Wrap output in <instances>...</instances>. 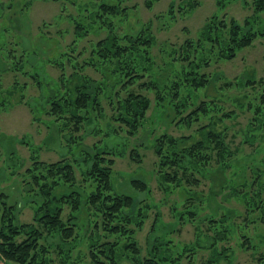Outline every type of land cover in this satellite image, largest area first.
<instances>
[{"label":"trees","instance_id":"1","mask_svg":"<svg viewBox=\"0 0 264 264\" xmlns=\"http://www.w3.org/2000/svg\"><path fill=\"white\" fill-rule=\"evenodd\" d=\"M186 1L187 4H177L178 10L195 6L194 0ZM123 2L97 0L94 9H83L88 12L86 19L80 16L73 19L75 38L67 44L69 49L64 52L62 60L53 61L60 71L57 84L40 105L41 108L44 106V112L51 122L47 128L54 130L59 138L63 135V140L69 144L77 139L72 133L96 131L97 122L106 117L116 135L124 138L133 136L147 119L151 100L145 91H149L154 94L156 106L164 107L170 103L178 117V127L190 128L193 123L198 125L193 134L174 136L164 132L154 137L152 150L156 158L153 171L163 190L180 187L183 181L196 184L198 174L214 166L231 169L230 157L240 153L241 147L231 149L224 142V135L216 131V122L222 117H232V113H214L210 116L209 107L213 101L209 103L201 99L189 109L188 99L191 93H195L193 91L209 82L206 74L200 71L203 66H208L211 61L231 59L237 50L250 45L256 37L264 36V25H260L262 18L258 14V11L264 10V0L253 1L254 13L245 18L243 24L232 17L226 19L213 14L206 19L195 40L186 38L182 42L177 56L173 54L177 51L175 48L167 51L172 61L179 59L184 62L181 69L185 74L184 80L180 81L179 77L174 76L169 82L154 78L156 63L151 49L156 43L149 24L133 34L116 31L113 19L129 8ZM152 2L146 0V6L150 7ZM222 3V0H217L218 5ZM175 4L174 0L169 3L167 13H174ZM83 10L80 9V12ZM100 30H104L105 35L92 42L89 49L76 46L77 40L83 39L88 32ZM23 50L18 56L10 51L7 60L0 63V72H20L24 66H28L27 63L31 65V57L24 59ZM160 50L166 52L165 48ZM88 67L97 71L100 77L87 75L85 70ZM28 76L39 86L37 72ZM17 83L14 81L6 89L8 96ZM22 88H25V84H22ZM20 96L24 101L25 96ZM5 101L0 96L1 106H5ZM106 103L111 110L109 113L104 108ZM262 113V104L257 105L244 129V141L252 143L254 131L262 130ZM206 117H209L207 123L200 122ZM185 141L187 144H184ZM93 147L94 150L88 148L82 151L79 159L63 155L56 161H41L31 156V163L22 171L11 172V175L20 177L25 202L30 205L33 214L31 221H21L17 203L9 202L10 196L0 190V264H54L56 258L53 250L57 254L58 264H121L123 259L129 260L130 264H184L182 258H187L185 264H191L194 246L190 247L187 243L177 251V244L169 235L165 239L153 237L149 242L151 248L144 255L141 253L136 232L143 226L150 204L147 198H142L135 206L134 193L118 192L112 182L117 152L113 147L97 149L95 143ZM135 147L129 150V156L140 161V153ZM258 161V166L248 164L249 181L243 182L240 187L233 183L229 193L244 200L242 212L234 216L239 221L222 212L219 216L205 218L211 233L203 234L196 226L195 246H201L202 234V241L212 245L213 254L208 262L220 264V259L227 258L225 251H218L215 246L223 240L228 241L234 233L245 248L253 247L246 234L247 229L250 223H264V154ZM77 164L81 173L80 185L76 183ZM130 185L136 193L149 194V184L144 180L131 178ZM191 194L187 207L191 205L194 210L185 208L179 214L173 211L177 222L192 221L191 216L204 208L198 202L203 203L205 195L200 197L198 192ZM192 197L196 200L194 204L190 201ZM82 211L85 215L79 219ZM55 237L58 239L56 243L48 242V238ZM78 240L83 242L87 251L79 249L75 262L72 257ZM259 257L262 258L261 255Z\"/></svg>","mask_w":264,"mask_h":264},{"label":"rangeland","instance_id":"2","mask_svg":"<svg viewBox=\"0 0 264 264\" xmlns=\"http://www.w3.org/2000/svg\"><path fill=\"white\" fill-rule=\"evenodd\" d=\"M171 1L153 0L148 7L146 0H124L123 4L129 8L125 13H120L117 19H113L119 33L133 34L146 24L150 25L156 43L151 49L156 63L154 78L168 82L174 76L182 81L185 74L181 69L184 62L179 59L172 61L167 51L175 48L177 51L173 54L177 56L182 42L186 38L195 40L209 16L217 14L226 19L232 17L243 24L245 18L254 13V0H222L221 6L217 4V0H194L195 6L191 9L187 7L184 11L178 10L177 4H187V1L181 3L183 0H174L176 6L173 14L167 13ZM96 6L97 0H0V63L7 60L10 51L18 56L23 49V58L29 56L32 59L31 65L27 63L28 66H24L20 72H0V96L6 99L5 106L0 105V190L10 196L9 202L17 203L20 220L31 221L32 208L25 202L20 177L17 174L11 175L12 171H22L31 163V156L41 161H56L63 155H68L70 159H79L82 151L95 149L94 143L97 149L113 147L117 152L112 170L115 189L118 192L134 193L135 206L142 198H147L150 204L143 226L136 232L141 253L144 255L151 248L149 242L153 237L165 239L169 235L177 244V251L187 243L190 247L194 246L195 253L191 257V264H216L215 261L208 262L213 254L212 245L202 241L204 233H211L207 229L205 218L210 215L219 216L224 212L239 221L234 216L242 212L245 203L242 198L229 194L231 187L233 183L240 187V184L249 181L251 176L248 164L260 165L258 160L264 154V126L262 130L254 131L252 143L244 141V129L247 128V121L251 119L254 108L262 104L264 114V36L256 37L250 45L237 50L231 59L211 61L208 66H203L200 71L206 74L209 82L193 91L195 93H191V98L188 99L191 103L188 104L189 109L201 99L209 103L213 101L209 107L210 116L214 113H232V117H222L216 122V131L224 135V142L228 143L231 149L235 146L241 147L240 153L230 157L231 169L224 170L214 166L198 174L196 184L183 181L182 186L169 187V190L165 191L159 186L160 180L153 171L156 158L152 150L154 137L164 132L174 136L193 134L198 125L193 123L190 128L178 127V117L170 103L164 107L156 106L152 92L145 91L151 100V106L147 110L146 121L133 136L124 138L116 135L113 125L106 117L97 122L96 131L72 133L77 139L69 144L63 140V135L59 138L54 130L47 128L51 122L44 112V106L41 108L40 105L57 84L60 71L53 65V61L62 60L64 52L69 49L67 44L75 38L73 19L79 16L86 19L88 12L83 9L92 10ZM80 9L83 11L80 12ZM258 14L262 18L260 25H264V10L258 11ZM104 35V30L88 32L83 39L77 40L76 46L89 49L92 42ZM160 48H165L166 52ZM76 53L77 51L74 52ZM78 59L81 60V56ZM23 71H28V74H23ZM35 72L39 75V86L28 76ZM85 73L92 78L100 77V74L90 67L86 68ZM14 81L18 83L15 88H11L12 92L8 96L6 89L10 88ZM22 84H25V88H22ZM21 94L25 96L24 101L20 98ZM217 107L219 108L215 111ZM104 108L107 113L111 111L107 103ZM208 118H203L200 122L207 123ZM119 133L124 135L120 131ZM249 134L252 136V133ZM186 142L184 144H187ZM134 147L140 153V161H135L129 156V150ZM75 169L76 183L80 185L82 182L78 164ZM131 178L146 181L150 188L149 194L136 193L130 185ZM188 191L198 192L200 197L205 195V201L198 202L199 206L204 208L197 212V216H191L192 221L177 222L173 211L179 214L185 208L194 210L191 205L187 207L188 196H192ZM194 200L192 197L190 201L194 204ZM84 215L85 212L82 211L79 219ZM196 226L203 233L201 238L199 237L201 246L198 247L195 246ZM246 234L253 247L245 248L235 233L228 241L223 240L216 244L215 248L218 251L224 250L227 255V258L219 260L220 264H264V223H250ZM57 241L56 237L48 238L49 243ZM76 244L73 259L79 249L87 251L82 241L78 240ZM53 256L56 258L54 264H58L54 250ZM181 262L185 264L187 258H182ZM120 263L130 264V261L123 259Z\"/></svg>","mask_w":264,"mask_h":264}]
</instances>
